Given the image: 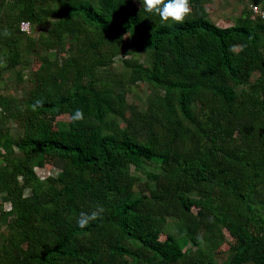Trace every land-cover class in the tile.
Returning <instances> with one entry per match:
<instances>
[{
    "label": "trees",
    "instance_id": "1",
    "mask_svg": "<svg viewBox=\"0 0 264 264\" xmlns=\"http://www.w3.org/2000/svg\"><path fill=\"white\" fill-rule=\"evenodd\" d=\"M208 2L177 24L141 0H0V264H264V18L219 26Z\"/></svg>",
    "mask_w": 264,
    "mask_h": 264
},
{
    "label": "rangeland",
    "instance_id": "2",
    "mask_svg": "<svg viewBox=\"0 0 264 264\" xmlns=\"http://www.w3.org/2000/svg\"><path fill=\"white\" fill-rule=\"evenodd\" d=\"M250 0H209L208 3H206V8L208 10L209 13V18L215 22L217 25L219 26H229L234 24L235 19L237 17H239L242 13V11L248 7H251ZM36 38V37H34ZM37 45V44H36ZM40 46H36V51L33 52V54L31 56L35 57V54L37 55H42L45 53V51H43L41 48H39ZM50 54H53V51H50ZM129 57V55H128ZM144 57L145 55H141L139 57L140 61L142 63H144ZM123 59L122 55H117L115 57V63H114V68L116 70H118V72L121 71H128L126 70V68H124L121 64ZM16 72H5L4 76L6 77H11L9 83L7 84V86L9 87L10 91L15 94V95H19L20 94V90H16L15 89V75ZM25 86L26 87H30L33 83V78L31 76V73L26 71L25 72ZM136 85H130L128 86V92L126 93V102L127 105L129 106H133L134 108L137 109V111L140 110H145L147 103V97L150 93L153 92L152 86L149 85L148 82H143V81H136L135 83ZM135 109V110H136ZM129 112V111H128ZM127 112V114H128ZM123 118V117H121ZM124 119V118H123ZM122 126H125L124 123H121ZM132 170V167L131 169ZM54 171V168L52 169V172ZM36 172L38 175L40 176H45L48 174V170L46 169H36ZM139 177L142 178L143 180L145 179V176L143 173H139ZM6 208L9 207L8 203L5 204ZM227 241L221 245L220 247V254H222L221 256L224 257V259H222L221 261L224 262H229L231 260V255L227 253V251H225L229 245V243H231V238L227 237ZM230 241V242H229ZM190 246V243L188 242L187 239H182V247L183 249H186Z\"/></svg>",
    "mask_w": 264,
    "mask_h": 264
},
{
    "label": "clouds",
    "instance_id": "3",
    "mask_svg": "<svg viewBox=\"0 0 264 264\" xmlns=\"http://www.w3.org/2000/svg\"><path fill=\"white\" fill-rule=\"evenodd\" d=\"M143 9L155 15H158L162 22H174L183 24L192 15V7L190 0H141ZM254 13V12H253ZM255 14V13H254ZM4 36H11V31L5 27L3 29ZM130 38V37H129ZM231 50H235L234 48ZM41 100H37L33 107L41 106ZM72 121H81L84 119V114L81 109L75 110ZM105 209L102 206H97L90 212L81 211L77 218V224L80 228H86L91 222L102 218Z\"/></svg>",
    "mask_w": 264,
    "mask_h": 264
},
{
    "label": "built area",
    "instance_id": "4",
    "mask_svg": "<svg viewBox=\"0 0 264 264\" xmlns=\"http://www.w3.org/2000/svg\"><path fill=\"white\" fill-rule=\"evenodd\" d=\"M251 8H252V11L257 15H259L260 17L264 18V8H261L260 6H257V5H251ZM20 29L22 31H29L30 29V25H29V22L28 21H25V20H22L20 22ZM37 169V168H36ZM38 169H41L42 168H38ZM44 170V169H43ZM50 173V172H48ZM41 177H44V176H41Z\"/></svg>",
    "mask_w": 264,
    "mask_h": 264
}]
</instances>
